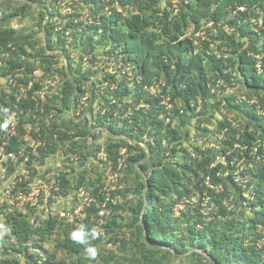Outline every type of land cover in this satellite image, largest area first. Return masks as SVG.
I'll return each mask as SVG.
<instances>
[{"label":"trees","instance_id":"1","mask_svg":"<svg viewBox=\"0 0 264 264\" xmlns=\"http://www.w3.org/2000/svg\"><path fill=\"white\" fill-rule=\"evenodd\" d=\"M62 1L0 0V111H21L3 147L31 135L32 176L65 156L43 176L51 200H91L70 222L74 208H23L19 183L0 201V264H264V0H73L84 10L64 23ZM81 225L95 259L68 238Z\"/></svg>","mask_w":264,"mask_h":264},{"label":"built area","instance_id":"2","mask_svg":"<svg viewBox=\"0 0 264 264\" xmlns=\"http://www.w3.org/2000/svg\"><path fill=\"white\" fill-rule=\"evenodd\" d=\"M77 7H79V5L76 4V2L73 0H64L62 2H58L57 8L59 14L64 16L63 23L67 20V16H70L72 14L77 13V11H80ZM106 9H108V6H106ZM85 16H87V14H85ZM58 20H60V18H58ZM72 20L74 23H76L78 21V18L73 17ZM83 22L86 24L90 23L91 20H89L88 18H84ZM55 30L62 31L61 36L69 37L71 35L70 29H63L60 21L57 24ZM33 73L38 74L39 71L35 70ZM59 80V76L54 75L51 79H41V83L47 86L48 84L52 85L53 82H57ZM8 84H10L11 87H16L20 91V94L23 93L25 95L26 90L30 88L31 85H24V83L18 82L17 79L13 78L7 79V85ZM150 90L151 92H156V88L154 87H151ZM164 103L166 104L167 108L171 107L169 97L164 100ZM20 112L21 111L17 108L7 110L5 114H2L3 112L0 111V129L2 130L3 137L2 145L0 146V200H9V202H13L14 199L11 197L12 191L16 188L19 183L25 182L27 183L26 190L23 192L20 191L16 195L18 204H20L23 208H26L27 206H33L37 208L38 211H43L45 214H55L57 213L55 208L56 201L54 202L51 199L57 197L56 194L53 193V191L59 190V187L56 184V180L53 178V182L50 185L48 184L50 187H47V190L41 187L40 184L37 189H34V182L32 181V178L35 176H32L33 170L31 169L32 165L30 166V163L32 162L33 158L40 156L38 147L41 145V142L29 135L27 136V142L24 144L23 149L15 151L5 150L3 147L7 139L14 136L17 132L18 116ZM201 141L202 140L196 143H201ZM121 161V158H119L118 162L120 164ZM9 163L12 165V169H10V167L8 166ZM118 176L119 172L115 171L113 174L108 175V179L111 183H113L117 181ZM47 181L50 182L51 178ZM205 184H207L210 188H214L213 185L209 182L208 178H206ZM78 198H82L81 202L78 204L77 207L72 210V212L67 213V219L70 222L73 221L75 218H79L81 216V210L84 208V206H88L91 200L89 194L86 191H81L78 195ZM107 199L108 198H106V200ZM109 212L110 209L105 206L104 208L99 210L98 216H103ZM99 220L103 222L102 218H99ZM262 243H264V240L258 242L259 245H261Z\"/></svg>","mask_w":264,"mask_h":264},{"label":"rangeland","instance_id":"3","mask_svg":"<svg viewBox=\"0 0 264 264\" xmlns=\"http://www.w3.org/2000/svg\"><path fill=\"white\" fill-rule=\"evenodd\" d=\"M77 8L80 11L84 10V7L82 5H80ZM11 25L15 26V27H17V26H31V22L28 21V19H26V18H23L21 20H19L17 18V19H14L12 21ZM52 52H56V51H52ZM45 78L51 79L52 76L51 77L46 76ZM57 83L58 82H53L52 85L55 86ZM105 137H103V138H105ZM64 158H65V156H63L62 154L56 153L55 155L49 156L46 159V162L44 165H36L38 174H36V176L32 178V181L34 182V184H33L34 189H37L39 184L41 187L45 188L46 190H47V187H50L49 185L53 182V177H51L50 182H48L45 178H47V175L53 176V174L58 169H64L63 168ZM91 163H92V160L88 159L86 165H90ZM86 165H85V167H87ZM74 168H75V172L73 174H76L79 170H81V167H78L77 164L74 165ZM43 176H45V178ZM79 199L82 200V198H79ZM76 202H77L76 198H72V197L59 198V199H57V201L55 203L56 212H62L64 209L70 210L72 208H75L74 206L77 204ZM77 206H78V204H77ZM1 216L2 215L0 214V236H2L3 234L6 233V230L4 229V226L2 224L3 219Z\"/></svg>","mask_w":264,"mask_h":264},{"label":"clouds","instance_id":"4","mask_svg":"<svg viewBox=\"0 0 264 264\" xmlns=\"http://www.w3.org/2000/svg\"><path fill=\"white\" fill-rule=\"evenodd\" d=\"M97 236L98 233L95 230L89 229L86 225H81L69 233L68 238L75 244L84 245L87 256L90 259H95L97 251L93 246H91L90 240L95 239Z\"/></svg>","mask_w":264,"mask_h":264},{"label":"water","instance_id":"5","mask_svg":"<svg viewBox=\"0 0 264 264\" xmlns=\"http://www.w3.org/2000/svg\"><path fill=\"white\" fill-rule=\"evenodd\" d=\"M49 12H48V10L46 11V18H45V22L49 19ZM64 60H65V63H66V68H67V70H68V73H69V76H70V78H71V74H70V71H69V66H68V63H67V59H66V57H65V55H64ZM71 80H72V82H73V84H75L74 83V80L71 78ZM77 92H78V89L75 87V92H74V94L72 95V99L75 97V95L77 94Z\"/></svg>","mask_w":264,"mask_h":264}]
</instances>
